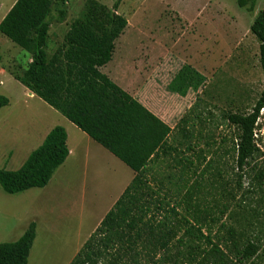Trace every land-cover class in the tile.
<instances>
[{
    "label": "rangeland",
    "instance_id": "1",
    "mask_svg": "<svg viewBox=\"0 0 264 264\" xmlns=\"http://www.w3.org/2000/svg\"><path fill=\"white\" fill-rule=\"evenodd\" d=\"M15 1L0 0V22ZM97 1L110 9L116 0ZM87 5L88 0H66L62 7L66 10L65 17L60 19L58 13L53 14L47 47L49 54L63 43L71 23L84 16ZM263 6V0H257L255 10L248 12L239 7L238 0H123L120 3L118 13L127 19L128 25L116 40L112 60L101 69L102 72L175 128L171 140L180 136L178 126L181 119L188 117L189 129L205 136L200 147L206 149L210 136L208 148L217 154L210 166L204 163L196 170L195 165L187 173H182L181 165L173 161L174 152L171 157L149 167L148 178L153 183L152 187L158 189L157 198L162 201H153L147 217L154 215L156 223L162 225L158 233L164 229V224H167L165 228L176 232V237L171 240L170 257L164 262L159 261L165 250L157 248L151 260L148 256L151 249L139 246L141 255L137 260L134 261L132 256L127 259L122 256L119 264H186L190 242L181 246L176 242L179 238L188 239L184 232L194 223L186 203L181 200L195 180L201 182L200 195H205L207 201H212L210 191L213 198L218 196V192L211 189V178L218 179L235 196L232 198L226 194L224 198H218L221 204L203 226L204 235L218 241L227 236L226 228L230 225H235L238 231L246 229L243 224L229 218L230 211L224 206L229 201H241L243 191L257 183L256 173L264 170V116L258 122L255 136L261 154L255 160L256 164L252 162L242 172L235 165L232 140L235 128L224 122L222 115L251 112L264 91L260 42L250 30ZM29 61L27 51L0 33V95L13 101L0 109V169L18 170L32 152L37 130L31 114L40 115L39 111L44 110L51 117H44V121L52 120L56 126H63L59 122L63 115L38 98L28 99L25 86L14 78L13 74L22 75ZM185 64L202 73L206 81L199 91L189 90L187 96L182 97L170 92L168 84ZM213 140L220 144L221 149L217 150ZM191 141L196 143L195 139ZM184 148L179 149L182 151ZM184 152L195 160L194 153ZM211 157L209 154L208 161ZM106 160L98 158L102 166L90 165L87 171L78 168L81 170L79 173H71L68 167V171L64 170V180L55 178L45 190L34 188L8 194L0 186V243L15 242L19 238L29 224V217L33 216L32 213L28 216L23 214L26 209L29 212V205L37 206L39 201H69L59 205L60 211L56 209L51 215L47 222L50 232L46 233L44 228L38 232L29 255V264H69L77 250L73 230L82 203L93 208V201H108L111 197L108 186L114 174L113 161L106 163ZM119 162L129 169L122 161ZM123 166L118 164L116 167ZM218 167L221 168L220 176L214 174ZM175 181H178L177 185ZM195 199L194 196L192 201ZM214 200L217 201L216 197ZM251 201H264V192L257 191ZM106 206L102 207V212ZM231 209H234V202L230 203ZM259 210L264 214V203L260 204ZM41 220L46 222V216ZM249 230L264 236L261 228ZM110 259L111 256L107 255L100 264H109ZM191 264H196V261Z\"/></svg>",
    "mask_w": 264,
    "mask_h": 264
},
{
    "label": "trees",
    "instance_id": "2",
    "mask_svg": "<svg viewBox=\"0 0 264 264\" xmlns=\"http://www.w3.org/2000/svg\"><path fill=\"white\" fill-rule=\"evenodd\" d=\"M122 1L116 0L109 9L97 0H88L84 16L71 23L63 43L51 54L47 52L51 18L55 12L60 19L65 17L66 10L62 7L66 0H17L0 22V33L31 54V62L22 75L13 76L135 172L131 184L69 264H100L107 255L111 256L109 264H119L122 256L125 259L132 256L135 261L141 255L139 246L151 249L148 253L151 260L157 248L165 250L159 261L168 260L176 232L165 228L167 224H164V229L158 233L162 225L156 223L154 215L147 217L153 201H162L157 198L158 189L152 187L148 178L149 167L171 157L174 152L173 161L181 165L182 173H187L195 165L196 170L204 163L210 166L217 154L208 148L210 136L206 149L200 147L205 136L189 129L188 117L181 119L178 126L180 136L171 140L175 128L102 72L112 60L116 40L128 25L127 19L118 13ZM256 4L257 0H238L239 7L248 12H253ZM250 30L260 42V64L264 74V6ZM205 81L202 73L185 64L172 78L168 89L185 97L189 90L199 91ZM9 102L8 97L0 95V109ZM263 106L264 91L251 112L222 115L223 121L235 128L232 138L235 165L242 172L261 154L255 130ZM183 146L184 150L195 154V160L185 155L184 150L180 151ZM218 149H221L220 144H217ZM209 154L212 157L208 161ZM68 156L67 132L63 126H55L21 168L15 171L0 169V186L8 194L44 188ZM220 169L214 174L220 176ZM256 178L257 183L243 191L241 201H229L224 206L230 211L229 218L246 229L238 231L235 225H230L226 228L227 236L218 241L204 235L203 226L220 206L218 198L226 194L235 196L218 179L211 178L209 182L211 189L218 192L217 201L211 191L212 201L200 195L202 184L199 180L190 185L181 201L186 203L194 223L184 232L188 239L179 238L176 242L179 246L190 242L186 264L195 261L196 264H264V236L248 232L261 228L264 234V214L259 210L264 201H251L257 191L264 192V170H259ZM175 182L177 185L178 181ZM194 196L196 199L192 201ZM231 202H234V209L230 210ZM185 222L190 223L187 217ZM35 237L36 223L31 222L18 240L0 243V264H29Z\"/></svg>",
    "mask_w": 264,
    "mask_h": 264
},
{
    "label": "crops",
    "instance_id": "3",
    "mask_svg": "<svg viewBox=\"0 0 264 264\" xmlns=\"http://www.w3.org/2000/svg\"><path fill=\"white\" fill-rule=\"evenodd\" d=\"M14 3H13V5H14ZM12 6H11V8H12ZM6 14H5V16H6ZM5 16H3V17H5ZM28 56L30 58L29 62H31V54L29 52H28ZM24 91L26 93V96H28L27 97L28 99L35 100L38 98V100L43 101L41 98H39L34 93H32L27 87H24ZM173 94H175V93H173ZM9 101H10L9 105H11L13 102L12 99L9 98ZM44 103L47 104L46 102H44ZM47 106H49V105L47 104ZM49 107L52 108L51 106H49ZM39 112H40V115L31 114L32 120L34 123L33 126L35 127V130H37L36 138H35L34 142H32L34 144L32 151H34L40 145H42L46 136L56 126V124L54 122H52V120L50 122L44 121V119H45L44 117L51 118L47 112H45L44 110H40ZM153 113L162 119V117L159 114H157L155 112H153ZM59 122H61L60 124L63 125V127L65 128V130L67 132V146L69 149V156L67 157L66 161L55 171L51 181L49 182L50 184L53 180H56L55 178H57V177H61V178H59L58 181H63L65 178L64 175L66 173L64 170L68 171V167H69V170L71 171V173H79L81 170H79L78 168H82V169H85L87 171L88 168H90V165H97L99 167L102 166L100 162L98 163V161H97L98 158H99V160H101V158L105 159V160L107 159L105 161L106 163H108V160L113 161V172H114V174L110 178V181H109L110 185L108 186V192L111 195L109 200L108 201H93L94 202L93 203L94 209L90 208L89 204H87V203H82V205H81L82 208L80 209L79 219H78L77 225L74 227V230H73V241L76 242V247H77V250L75 252V256H76L77 253L84 246L86 241L90 238L92 233L98 228V226L100 225V223L102 222V220L104 219L106 214L112 209V207L119 200V198L124 193L126 188L131 184V182L133 181V179L135 177V172L124 163L125 166H127V168H129V169H126L119 162L120 159H118L110 151H108L102 145H100L98 142H96L94 139H92L88 134H86L81 129H79L75 124H73L67 118L60 117ZM24 136H25V134H24ZM30 153H29V155H30ZM28 156H27V158H28ZM27 158H26V160H27ZM25 161L21 164V166L25 163ZM118 164L123 166V168L116 167ZM111 165H112V163H111ZM21 166H20V168H21ZM50 184H48V185H50ZM48 185L46 187L40 188V189L45 190L48 187ZM105 186H106V184H105ZM68 202L69 201H39L40 206L37 205V206L31 207V205H29V212L26 209L23 212V214L25 216H28L29 214L31 215V213H32L33 216L29 217V224H27L26 228H24L21 231L19 238L25 233V231L28 229L31 222L36 223V237H35V239L38 237V232L43 228L46 230V233H49L50 227H49V224L47 222L50 220L51 215L56 211V209H58V211H60L59 205H63V203L67 204ZM55 205H56V208L54 207ZM103 206H106V207H105V210H103V212H102ZM44 216H46V222L41 220L42 217H44ZM31 218H32V220H31Z\"/></svg>",
    "mask_w": 264,
    "mask_h": 264
},
{
    "label": "built area",
    "instance_id": "4",
    "mask_svg": "<svg viewBox=\"0 0 264 264\" xmlns=\"http://www.w3.org/2000/svg\"><path fill=\"white\" fill-rule=\"evenodd\" d=\"M263 116H264V106L260 110V116L258 118V122H259V120H261V117H263ZM258 122H257V125H258ZM255 136H257L256 130H255Z\"/></svg>",
    "mask_w": 264,
    "mask_h": 264
}]
</instances>
